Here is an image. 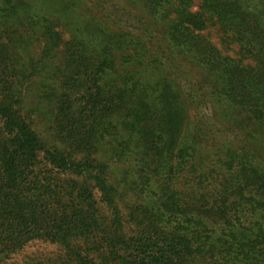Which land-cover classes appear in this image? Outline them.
<instances>
[{"label":"trees","instance_id":"16d2710c","mask_svg":"<svg viewBox=\"0 0 264 264\" xmlns=\"http://www.w3.org/2000/svg\"><path fill=\"white\" fill-rule=\"evenodd\" d=\"M0 264H264V0H0Z\"/></svg>","mask_w":264,"mask_h":264},{"label":"rangeland","instance_id":"374dc122","mask_svg":"<svg viewBox=\"0 0 264 264\" xmlns=\"http://www.w3.org/2000/svg\"><path fill=\"white\" fill-rule=\"evenodd\" d=\"M207 33L209 34L210 39L212 40L213 44H215L217 47H221V44H220L219 38L217 36L216 30L214 28L210 27L207 30ZM229 54L233 55V52H229Z\"/></svg>","mask_w":264,"mask_h":264}]
</instances>
